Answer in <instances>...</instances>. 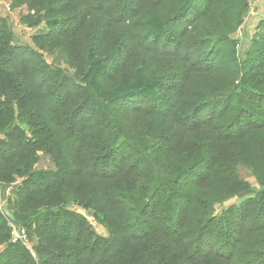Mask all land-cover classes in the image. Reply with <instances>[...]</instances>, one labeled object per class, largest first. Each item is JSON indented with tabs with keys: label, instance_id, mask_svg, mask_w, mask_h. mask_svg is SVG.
<instances>
[{
	"label": "trees",
	"instance_id": "16d2710c",
	"mask_svg": "<svg viewBox=\"0 0 264 264\" xmlns=\"http://www.w3.org/2000/svg\"><path fill=\"white\" fill-rule=\"evenodd\" d=\"M7 1L40 31L17 46L0 22V264H264V20L245 53L236 36L251 0ZM17 184L31 248L1 209Z\"/></svg>",
	"mask_w": 264,
	"mask_h": 264
},
{
	"label": "rangeland",
	"instance_id": "374dc122",
	"mask_svg": "<svg viewBox=\"0 0 264 264\" xmlns=\"http://www.w3.org/2000/svg\"><path fill=\"white\" fill-rule=\"evenodd\" d=\"M26 13V10H18L12 14L9 13V6L7 0H0V22L2 19H9L10 23L12 25V30L14 32V44L17 46H23V47H32L31 49H34L33 43L31 41L32 36L36 35L40 30L38 29H29L26 27H23L20 22L19 18L22 13ZM6 17V18H5ZM264 20V0H251L250 3V10L247 13L245 24L242 27V29L237 33V38L239 41L242 42L245 40V44L242 46V53H245V51L250 46V42L252 37L257 32V27L261 21ZM9 27V24H7ZM10 28V27H9ZM11 29V28H10ZM47 57V56H46ZM49 62L51 61L49 57H47ZM238 173L241 179L247 181L252 185V187L255 189H258V185L256 183V179L252 176V174L248 171L247 168L243 166L238 167ZM19 181L18 183H20ZM17 185H12L9 187H4V192H2V209L3 212L8 216L10 222L12 225L16 228L23 229L20 225L16 223V221L13 218V215L11 213V206L16 201V195L15 190L17 189ZM237 199H233L232 201L226 203L224 206H218L217 207V213H220L223 209L227 208L231 204L237 202ZM78 213L90 217L89 221L92 223L94 229L96 232L104 237H108V231L100 224L95 222L89 212H86L82 210L81 208H73ZM26 245L31 248V244L29 241V238H27Z\"/></svg>",
	"mask_w": 264,
	"mask_h": 264
},
{
	"label": "built area",
	"instance_id": "2783aa9c",
	"mask_svg": "<svg viewBox=\"0 0 264 264\" xmlns=\"http://www.w3.org/2000/svg\"><path fill=\"white\" fill-rule=\"evenodd\" d=\"M3 202V201H2ZM2 202H1V209H2ZM3 210V209H2ZM11 228H12V243H27V233L25 229H19L12 225L10 222Z\"/></svg>",
	"mask_w": 264,
	"mask_h": 264
},
{
	"label": "crops",
	"instance_id": "0c3cea01",
	"mask_svg": "<svg viewBox=\"0 0 264 264\" xmlns=\"http://www.w3.org/2000/svg\"><path fill=\"white\" fill-rule=\"evenodd\" d=\"M8 6H9V5H8ZM9 13L12 14L13 12H11V11L9 10ZM5 18H6V17H5ZM2 20L6 21V23L9 24V27L11 28V31L13 32V30H12V25H11V23H10V20H9V19H2ZM13 33H14V32H13ZM30 48H32V47H30Z\"/></svg>",
	"mask_w": 264,
	"mask_h": 264
},
{
	"label": "water",
	"instance_id": "95a60500",
	"mask_svg": "<svg viewBox=\"0 0 264 264\" xmlns=\"http://www.w3.org/2000/svg\"><path fill=\"white\" fill-rule=\"evenodd\" d=\"M245 44V40L242 42V44L241 45H244Z\"/></svg>",
	"mask_w": 264,
	"mask_h": 264
}]
</instances>
